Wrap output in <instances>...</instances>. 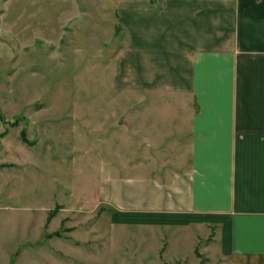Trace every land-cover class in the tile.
<instances>
[{
    "label": "crops",
    "instance_id": "0c3cea01",
    "mask_svg": "<svg viewBox=\"0 0 264 264\" xmlns=\"http://www.w3.org/2000/svg\"><path fill=\"white\" fill-rule=\"evenodd\" d=\"M113 5L126 38L113 61L116 89L139 103L166 96L179 109L166 115L164 135L153 130L149 148L126 135L133 159L118 149L101 163V232H184L208 261L264 264V0ZM41 219L52 234L64 225L65 236L78 234L67 215ZM64 235L54 246L78 252Z\"/></svg>",
    "mask_w": 264,
    "mask_h": 264
},
{
    "label": "rangeland",
    "instance_id": "374dc122",
    "mask_svg": "<svg viewBox=\"0 0 264 264\" xmlns=\"http://www.w3.org/2000/svg\"><path fill=\"white\" fill-rule=\"evenodd\" d=\"M113 2L0 0V264H216L184 232H101V163L118 149L133 159L126 135L149 148L179 109L166 96L139 103L116 89L113 61L126 38ZM60 213L75 238L65 225L52 234L40 224ZM60 235L78 252L54 246Z\"/></svg>",
    "mask_w": 264,
    "mask_h": 264
},
{
    "label": "trees",
    "instance_id": "16d2710c",
    "mask_svg": "<svg viewBox=\"0 0 264 264\" xmlns=\"http://www.w3.org/2000/svg\"><path fill=\"white\" fill-rule=\"evenodd\" d=\"M1 116H2V115H1ZM2 117H3V116H2ZM2 119H4V117H3ZM22 138H23L24 141H27L26 136H25L24 133H22ZM197 255H198L199 257L202 258V256H201L198 252H197ZM201 264H204V261H203Z\"/></svg>",
    "mask_w": 264,
    "mask_h": 264
},
{
    "label": "water",
    "instance_id": "95a60500",
    "mask_svg": "<svg viewBox=\"0 0 264 264\" xmlns=\"http://www.w3.org/2000/svg\"><path fill=\"white\" fill-rule=\"evenodd\" d=\"M123 122L121 121L119 124H122Z\"/></svg>",
    "mask_w": 264,
    "mask_h": 264
}]
</instances>
